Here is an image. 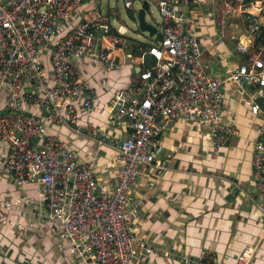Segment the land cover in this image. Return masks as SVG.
Returning a JSON list of instances; mask_svg holds the SVG:
<instances>
[{
  "label": "built area",
  "instance_id": "obj_1",
  "mask_svg": "<svg viewBox=\"0 0 264 264\" xmlns=\"http://www.w3.org/2000/svg\"><path fill=\"white\" fill-rule=\"evenodd\" d=\"M84 1L0 0V145L8 148L7 153L0 149V160L5 156L0 171L20 187L41 183L43 219L71 242L82 264H132L153 251L146 239L137 237L139 202L131 194L148 168L157 176L167 170V158L158 154L161 134L179 118L200 121L213 148L221 150L237 131L234 119L224 118V86L231 82L250 112L262 115L251 177L255 204L264 216V111L256 101L264 96V9L245 11V33L234 45L244 59L222 75L203 61L194 21L179 0H157L162 39L143 52L153 54L157 63L145 67L142 54L132 89L113 98L109 121L129 131L115 139L119 168L108 188L99 182L93 160L79 161L66 140L48 131L57 123L79 131L77 103L93 106L95 89L81 77L78 60L87 58L106 71L121 66L105 41L115 36L101 0L73 23ZM124 4L134 8V0ZM116 29L127 32L123 24ZM14 203L0 205V217ZM253 252L244 246L234 264H251ZM180 259L184 264H218L208 252Z\"/></svg>",
  "mask_w": 264,
  "mask_h": 264
},
{
  "label": "crops",
  "instance_id": "obj_2",
  "mask_svg": "<svg viewBox=\"0 0 264 264\" xmlns=\"http://www.w3.org/2000/svg\"><path fill=\"white\" fill-rule=\"evenodd\" d=\"M155 3L157 12V0ZM95 4L96 0L82 2L73 23ZM99 5L102 12L114 15L109 5L102 6V0ZM178 6L194 21L204 47L203 61L212 72L222 75L228 66L244 59L234 51V45L245 33V11L264 9L263 0H179ZM149 9L150 22L161 31L159 15L155 18L150 3ZM127 10L128 17L136 19L137 9ZM128 31L127 27L125 34ZM112 32L115 37L108 36L105 41L121 62L120 67L106 71L87 58L77 61L81 77L95 89L91 109L76 105L80 130L69 124L48 126L49 132L68 142L79 161H94L99 182L108 188L114 185L119 168L115 139L129 131L109 121L113 98L132 89L139 57L159 40L147 31H142L146 32L142 42L117 35L113 23ZM45 63L50 71L48 57ZM224 94V118L234 119L237 131L221 150L213 148L209 131L200 121L179 118L161 134L158 154L167 158L168 168L162 176L148 168L131 194L139 202L134 219L137 237L146 239L153 251L138 256L132 264H184L181 257H198L205 252L213 254L218 264H234L244 246L254 250L251 264H264V216L255 204L251 177L262 115L250 112L241 90L233 83L225 84ZM0 149L7 153L6 144ZM151 180L154 184L150 185ZM42 196L39 181L20 187L0 171V205L17 202L0 217V264H82L71 242L58 235L52 222L43 219Z\"/></svg>",
  "mask_w": 264,
  "mask_h": 264
},
{
  "label": "rangeland",
  "instance_id": "obj_3",
  "mask_svg": "<svg viewBox=\"0 0 264 264\" xmlns=\"http://www.w3.org/2000/svg\"><path fill=\"white\" fill-rule=\"evenodd\" d=\"M150 5H151V11L152 14L155 16V18H158L159 12H158V8H157V12H156V3L155 0H148ZM105 5H109L111 7V11L114 13V15H112L111 20L112 23L118 27L120 24H125L129 31L127 34V36H131L137 40H141V42L144 40L143 37V33L146 32H142V30L138 27V19H137V12H136V19L132 20L130 17H128V13H127V7L124 4V0H102V6L104 7ZM141 6V0H134V8L138 9ZM154 18V20H155ZM147 19L150 21L151 17H150V9L147 10ZM138 34H140L141 36H138ZM117 35H120L117 33ZM137 52H142V51H137ZM44 53H42V57H43Z\"/></svg>",
  "mask_w": 264,
  "mask_h": 264
},
{
  "label": "water",
  "instance_id": "obj_4",
  "mask_svg": "<svg viewBox=\"0 0 264 264\" xmlns=\"http://www.w3.org/2000/svg\"><path fill=\"white\" fill-rule=\"evenodd\" d=\"M148 9H149L148 0H143L140 8L137 11L138 27L142 31L149 32L150 36L156 35L158 39L161 40L162 39L161 31L158 30L157 26L154 23L146 19V12ZM142 57H143V65L145 67H151L157 63L156 57L149 52L143 53ZM256 101L260 104L261 109L264 111V96H258L256 98Z\"/></svg>",
  "mask_w": 264,
  "mask_h": 264
},
{
  "label": "trees",
  "instance_id": "obj_5",
  "mask_svg": "<svg viewBox=\"0 0 264 264\" xmlns=\"http://www.w3.org/2000/svg\"><path fill=\"white\" fill-rule=\"evenodd\" d=\"M263 3H264V0H263ZM131 14H132V13H131ZM132 15H133V14H132ZM150 45H151V44H150ZM150 45H149L148 47H150ZM148 47H147V48H148ZM147 48H146V50H147Z\"/></svg>",
  "mask_w": 264,
  "mask_h": 264
}]
</instances>
